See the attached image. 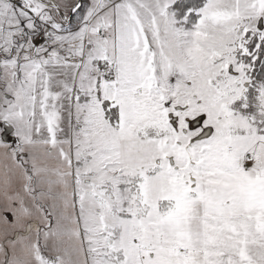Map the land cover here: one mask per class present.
I'll return each instance as SVG.
<instances>
[{"label": "snow or ice", "instance_id": "1", "mask_svg": "<svg viewBox=\"0 0 264 264\" xmlns=\"http://www.w3.org/2000/svg\"><path fill=\"white\" fill-rule=\"evenodd\" d=\"M0 264H264V0H0Z\"/></svg>", "mask_w": 264, "mask_h": 264}]
</instances>
